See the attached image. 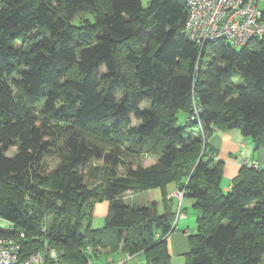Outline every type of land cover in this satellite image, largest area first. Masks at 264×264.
<instances>
[{
    "label": "trees",
    "instance_id": "16d2710c",
    "mask_svg": "<svg viewBox=\"0 0 264 264\" xmlns=\"http://www.w3.org/2000/svg\"><path fill=\"white\" fill-rule=\"evenodd\" d=\"M186 16L183 0H0V235L23 234L20 258L169 264L176 213L125 196L159 188L165 204L174 182L198 209L185 264H264V166L224 191L209 143L238 129L264 144V34L199 46Z\"/></svg>",
    "mask_w": 264,
    "mask_h": 264
},
{
    "label": "built area",
    "instance_id": "2783aa9c",
    "mask_svg": "<svg viewBox=\"0 0 264 264\" xmlns=\"http://www.w3.org/2000/svg\"><path fill=\"white\" fill-rule=\"evenodd\" d=\"M183 1L187 10L184 31L187 37L199 46L216 38H223L232 45L239 46L246 44L253 37L264 34L262 11L258 7L261 0ZM242 165H250L255 168L260 166L256 161L248 163L247 160H244ZM172 195L181 199L184 195L183 187L178 188ZM180 213L178 211L177 216ZM22 236L23 234H20L19 237L0 235V264H58L57 254L46 245L45 248L49 251V260L45 250H39L20 258V237ZM90 249L88 246L87 250ZM131 257L128 254L124 255L111 264H131Z\"/></svg>",
    "mask_w": 264,
    "mask_h": 264
},
{
    "label": "crops",
    "instance_id": "0c3cea01",
    "mask_svg": "<svg viewBox=\"0 0 264 264\" xmlns=\"http://www.w3.org/2000/svg\"><path fill=\"white\" fill-rule=\"evenodd\" d=\"M209 143L215 149V161L222 162V178L220 185L222 186L223 182V188L227 190L230 187L232 178L237 175L244 160H247L248 163L256 161L260 166H264V144L259 143L256 145L252 139L243 136L237 129L215 130L209 138ZM178 188H180V186L174 182L166 185L165 204L162 202V190L159 188L148 189L140 193L146 194V205L156 202L158 212H163L165 209H168L176 213L174 230L166 237L170 254L169 264H185V253H187L189 249L188 235L196 231L195 219L198 214V209L194 206V200L191 197L183 195L181 199H178L176 196L172 195ZM135 195L134 193H130V197L133 198V201L136 199ZM126 197L127 196H125V198ZM101 208L103 209V206H101ZM178 211L181 212L179 216H177ZM112 254L107 255V258L104 260H114L124 256V254H115L112 258ZM131 264H145L143 256L137 254Z\"/></svg>",
    "mask_w": 264,
    "mask_h": 264
},
{
    "label": "rangeland",
    "instance_id": "374dc122",
    "mask_svg": "<svg viewBox=\"0 0 264 264\" xmlns=\"http://www.w3.org/2000/svg\"><path fill=\"white\" fill-rule=\"evenodd\" d=\"M150 0H141V4L142 6L146 7L148 5ZM264 6V0H261L259 3H258V7H260L261 9L263 8ZM79 18V16H78ZM74 22H76L74 20ZM184 118H183V114L181 112L178 113V121L181 122L183 121ZM238 130V129H237ZM15 149L14 148H11L7 153L8 154H12L13 151ZM141 164L142 165H151L152 162L154 163L155 160L153 157H149V156H146V157H142L141 160H140ZM56 163H51L50 166H49V169L50 168H53L54 165ZM121 171V169H120ZM103 176V173H100V176H99V179ZM224 186V183L222 182V186L221 188L224 189V191H226L227 189L226 188H223ZM141 192H138V193H134L136 194L135 196V200L133 201V198L130 197V193H127L126 194V201L131 204V205H134V206H144L146 205V201H147V197H146V194L143 193V194H140ZM140 194V195H139ZM108 201L103 199V200H100V201H97L93 204V209H92V217H91V222H90V227L92 229H95V228H100L104 225L105 223V217L107 215V212H108ZM101 206H103V209L101 208ZM9 225L10 223L7 222L6 220H3V219H0V227L1 228H9ZM115 256V254H112L111 257L113 258ZM137 255H133L131 258H130V263L132 261H134V259L136 258ZM107 257V255L103 252H100L98 254L97 257H93L94 261L96 263H99V264H105V260L104 258Z\"/></svg>",
    "mask_w": 264,
    "mask_h": 264
}]
</instances>
